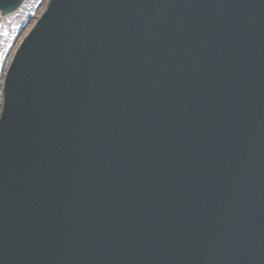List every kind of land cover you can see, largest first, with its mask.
<instances>
[{
    "label": "water",
    "instance_id": "water-1",
    "mask_svg": "<svg viewBox=\"0 0 264 264\" xmlns=\"http://www.w3.org/2000/svg\"><path fill=\"white\" fill-rule=\"evenodd\" d=\"M3 95L0 264H264V0H49Z\"/></svg>",
    "mask_w": 264,
    "mask_h": 264
},
{
    "label": "rangeland",
    "instance_id": "rangeland-1",
    "mask_svg": "<svg viewBox=\"0 0 264 264\" xmlns=\"http://www.w3.org/2000/svg\"><path fill=\"white\" fill-rule=\"evenodd\" d=\"M44 2L45 0H26L17 11L0 17V96L1 82L19 39L18 31L26 21H33L41 12Z\"/></svg>",
    "mask_w": 264,
    "mask_h": 264
}]
</instances>
